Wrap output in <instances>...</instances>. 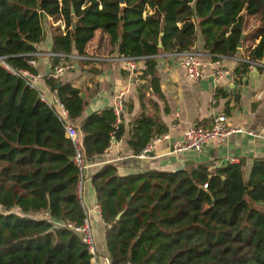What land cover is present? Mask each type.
I'll use <instances>...</instances> for the list:
<instances>
[{
    "label": "trees",
    "instance_id": "1",
    "mask_svg": "<svg viewBox=\"0 0 264 264\" xmlns=\"http://www.w3.org/2000/svg\"><path fill=\"white\" fill-rule=\"evenodd\" d=\"M48 15L64 24L52 27V71L77 62L73 57L83 58L80 67L95 63L87 51L100 32L117 57L145 61L143 107L148 87L161 94L156 57L194 50L199 32L213 60L234 58L249 44L235 71L240 82L254 64L264 63V0H0V56L15 70L38 76L37 46L46 38ZM251 21L255 29L242 41ZM51 73L45 82L74 125L86 107L82 91ZM41 94L0 68V264H91L88 246L68 227L82 226L87 217L77 195L85 170L74 162L67 123ZM122 118L117 125L114 109H106L81 122L87 163L123 137ZM167 132L159 119L142 114L129 147L139 156ZM244 166L190 165L121 176L115 165H104L92 187L110 264H264V158L254 160L248 179Z\"/></svg>",
    "mask_w": 264,
    "mask_h": 264
},
{
    "label": "crops",
    "instance_id": "2",
    "mask_svg": "<svg viewBox=\"0 0 264 264\" xmlns=\"http://www.w3.org/2000/svg\"><path fill=\"white\" fill-rule=\"evenodd\" d=\"M57 25L64 29L61 20L56 22L53 17L45 16L46 38L37 46L40 53L39 60L35 63L39 76L36 87L50 101L55 94L50 91L44 78L52 72L49 59L53 46L52 27ZM253 29L255 24L251 21L245 37ZM101 38V33L97 32L95 39L88 46L89 56L92 60L97 59L95 63L85 67L77 66L62 79L81 89L86 101L83 116L73 125L78 128V133L81 122L88 116L113 109L120 100L123 102L122 122L125 125V133L119 141L115 140L111 144L105 154L87 164L82 200L95 236L98 264H110L105 241L106 225L97 209L98 202L92 187V177L107 164L115 165L119 175L127 176L151 169L176 172L180 167H185V170L190 165H206L213 170L243 161L244 176L248 179L254 160L264 158V71L253 67L241 82L236 78L235 71L245 56L244 49L248 47V43L240 49L236 57L225 58L219 64H209L204 49L205 42L199 32L194 50L202 53V58L208 63L204 77L199 80L188 79L180 56L161 54L156 57L161 94L156 96L148 87L145 100L147 104L143 107L139 89L147 85V80L142 79L145 61L139 60L138 70L130 73L125 65L117 60V51L111 50L107 37L104 36L103 41ZM258 43L259 40L255 44ZM218 67L227 69L229 74L217 79ZM221 91L227 96L218 98ZM237 96L239 100L236 102ZM151 100L158 106L152 105ZM229 103V107L233 109L228 115L226 108ZM221 113L228 116L232 127L243 128L244 132L236 133L223 142L209 143L201 152H174L176 143L181 141L188 128L193 125H209L213 118ZM142 114L159 119L168 128L166 134L169 135V139L157 143L145 157L134 155L128 144L132 125Z\"/></svg>",
    "mask_w": 264,
    "mask_h": 264
},
{
    "label": "built area",
    "instance_id": "3",
    "mask_svg": "<svg viewBox=\"0 0 264 264\" xmlns=\"http://www.w3.org/2000/svg\"><path fill=\"white\" fill-rule=\"evenodd\" d=\"M50 56H53L52 54ZM175 56H180L182 58V68L184 69L186 76L190 80H199L204 77L205 67H207L208 63L202 58V53L196 50H192L189 52L175 54ZM209 58V64L217 63L219 64L225 58L217 56L218 59L213 60V55L207 53ZM77 60V62H73L72 64L59 65L57 66L51 73V77L55 80H59L66 73L73 71L77 68V64L79 57H73ZM95 59V58H94ZM92 60V59H91ZM97 60V59H95ZM117 60L125 65L127 70L130 73H134L138 70L137 62L138 58H128V57H118ZM253 67H262L264 68V63H256ZM0 68L6 70L10 74L14 76H18L27 80L28 83L34 88L36 86L37 81L39 80V76H35L30 73L28 70H15L9 63L8 57L0 56ZM229 72L227 69L223 67H218L216 70L217 79L223 78L228 75ZM42 101L48 103L51 107H54L61 121L67 123L66 132L67 137L74 143L76 148V155L74 157V162L78 168H80L81 172L85 170L87 167V161L85 159L84 150L82 146L81 137L78 131L74 128V126L68 120V112L65 107L61 104L60 100L55 95L53 100L50 101L45 95L41 94ZM114 109V113L118 118L117 125L120 123V119L123 113V102L120 100L116 103ZM243 128L237 127L234 128L230 125L228 116L225 113H221L213 118L208 126H198L193 125L188 128L182 135L181 141L176 143L174 152L182 153L188 151L201 152L206 145L212 142H223L227 140L230 136L236 133H243ZM169 139L168 134H163L160 137L154 138L145 148L143 153L139 155V157H145L152 150L154 146L164 140ZM111 147V146H110ZM109 147V149H110ZM84 194V186L83 182L80 181L77 188V195L81 200H83ZM99 213L101 214L100 207H97ZM87 216V213H86ZM70 229H73L76 233L81 236L82 242L88 246L89 253L92 256L91 264H98V253L96 249V240L91 227V223L86 217L82 226H68Z\"/></svg>",
    "mask_w": 264,
    "mask_h": 264
},
{
    "label": "water",
    "instance_id": "4",
    "mask_svg": "<svg viewBox=\"0 0 264 264\" xmlns=\"http://www.w3.org/2000/svg\"><path fill=\"white\" fill-rule=\"evenodd\" d=\"M124 2H125V0H121V3H122V4H124ZM75 24H76V23H75ZM75 24H74V28H75V26H76ZM244 37H245V34H243L242 41H243ZM161 46H162V45H160V47H161ZM241 47H242V43L239 44V48H241ZM254 71H257V69H254ZM184 168H185V167H180V168L178 169V171H182V170H184Z\"/></svg>",
    "mask_w": 264,
    "mask_h": 264
},
{
    "label": "rangeland",
    "instance_id": "5",
    "mask_svg": "<svg viewBox=\"0 0 264 264\" xmlns=\"http://www.w3.org/2000/svg\"><path fill=\"white\" fill-rule=\"evenodd\" d=\"M54 12V7L51 8V12L50 14H52ZM54 19V18H53ZM55 21V20H54Z\"/></svg>",
    "mask_w": 264,
    "mask_h": 264
}]
</instances>
